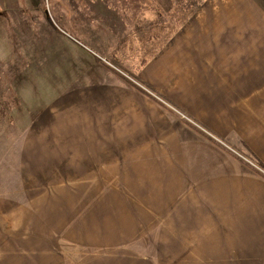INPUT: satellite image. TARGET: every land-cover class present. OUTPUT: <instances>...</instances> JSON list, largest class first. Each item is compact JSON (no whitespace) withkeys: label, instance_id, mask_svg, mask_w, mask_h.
Returning <instances> with one entry per match:
<instances>
[{"label":"crops","instance_id":"crops-1","mask_svg":"<svg viewBox=\"0 0 264 264\" xmlns=\"http://www.w3.org/2000/svg\"><path fill=\"white\" fill-rule=\"evenodd\" d=\"M89 1L106 21L128 6ZM261 3L205 0L139 69L112 52L48 104L29 100L0 161V264H264ZM49 119L59 128L36 143ZM244 146L261 174L237 159Z\"/></svg>","mask_w":264,"mask_h":264},{"label":"rangeland","instance_id":"rangeland-1","mask_svg":"<svg viewBox=\"0 0 264 264\" xmlns=\"http://www.w3.org/2000/svg\"><path fill=\"white\" fill-rule=\"evenodd\" d=\"M122 1L128 6L123 4L117 9L124 16L120 12L107 14L106 21V8L92 7L93 1L89 0H0V86H4L0 97L1 92L8 93L9 85L19 87L16 97L27 100L28 104L32 101L34 109L40 108L66 92L75 75L91 58L108 60L112 52L119 57L122 66L133 70L142 58H147L160 46L162 40L156 39L155 31L149 30L166 22L169 23L167 32H170L175 19L181 20L192 7L196 6L198 11L205 0ZM260 1L259 9L263 11L264 0ZM162 4L171 7L163 12ZM146 37L151 39L143 45L141 41ZM70 104L62 102L67 106V115L73 111ZM30 109L23 114L24 119L16 123L21 131L18 137L13 142L6 139L0 143V161L5 156L12 157L19 149L24 129L31 122L28 115L33 111ZM57 110L56 104L50 111ZM57 127L59 120L56 119L35 126L34 141L39 143L44 134L50 142V133ZM34 171L39 173L40 168L35 167ZM30 187L33 189L32 183ZM55 199L56 196L51 195L49 202Z\"/></svg>","mask_w":264,"mask_h":264},{"label":"trees","instance_id":"trees-1","mask_svg":"<svg viewBox=\"0 0 264 264\" xmlns=\"http://www.w3.org/2000/svg\"><path fill=\"white\" fill-rule=\"evenodd\" d=\"M168 1L169 0H165ZM163 5V4H162ZM161 7V10L164 12L168 9H170L169 6ZM196 6L195 8H191V10H187L185 15L182 16L181 20L180 19H175L174 23H172V30L170 32H167V25L169 23L164 22L163 24L161 23L159 27L155 30H149L150 31H155L156 36L155 38L158 40H162L160 43V46L152 51L149 55H147V58H142L140 61L139 65L137 66L138 69L142 66H144L147 62V60L151 57H153L165 44L166 42L170 39L172 34L177 32L181 26L184 24V21L189 19L195 12H196ZM184 19V20H183ZM149 39L151 37H146L144 38L141 42L142 44H146L149 42ZM121 67V66H120ZM122 68V67H121ZM126 79V78H125ZM129 84H131L134 87H137L142 93L146 94L139 86L134 84L133 82L129 81L126 79ZM10 81H8L9 83ZM4 88V86H0V90ZM19 87L12 88L11 85L7 88L8 93L6 92H1V97H0V143L4 142L6 139H8L9 142H13L21 132L17 128V124L19 120L24 119L23 114L26 112V109L29 107V104L27 103V100H22L19 97H16L17 90ZM153 98V97H151ZM154 99V98H153ZM34 116L29 118L30 121H33ZM184 120V119H183ZM184 122L193 130L198 132L199 134L203 135L205 138H207L210 141H213L216 143L215 140H213L209 135H207L204 131H202L200 128H198L196 125L192 124L191 122L184 120ZM23 130V129H22ZM244 151H241V155H243L246 158H249L254 164H256L260 169H263L262 164L258 161V159L244 146ZM241 162L247 164L245 161H243L241 158L237 157ZM249 167V164H247ZM255 171H257L259 174H261L260 170L252 167Z\"/></svg>","mask_w":264,"mask_h":264},{"label":"built area","instance_id":"built-area-1","mask_svg":"<svg viewBox=\"0 0 264 264\" xmlns=\"http://www.w3.org/2000/svg\"><path fill=\"white\" fill-rule=\"evenodd\" d=\"M145 93L146 95L153 97L154 99L158 100L159 102L165 104L160 98H158L154 93H152L150 90H148L145 87L139 86ZM166 105V104H165ZM184 119V118H183ZM185 120V119H184ZM239 158H241L243 161H245L247 164H249L250 166L261 170L256 164H254L252 161H250L249 159H247L246 157H244L243 155H237Z\"/></svg>","mask_w":264,"mask_h":264}]
</instances>
